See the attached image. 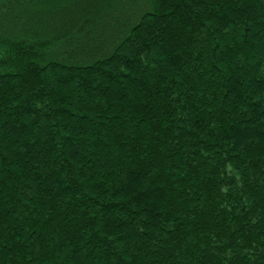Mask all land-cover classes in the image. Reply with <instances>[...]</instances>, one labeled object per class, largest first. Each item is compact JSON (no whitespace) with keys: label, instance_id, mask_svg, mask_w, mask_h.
I'll list each match as a JSON object with an SVG mask.
<instances>
[{"label":"trees","instance_id":"trees-1","mask_svg":"<svg viewBox=\"0 0 264 264\" xmlns=\"http://www.w3.org/2000/svg\"><path fill=\"white\" fill-rule=\"evenodd\" d=\"M0 264H264V0H0Z\"/></svg>","mask_w":264,"mask_h":264}]
</instances>
